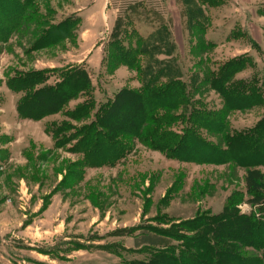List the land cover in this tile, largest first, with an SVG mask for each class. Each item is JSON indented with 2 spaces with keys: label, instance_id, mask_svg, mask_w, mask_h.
Listing matches in <instances>:
<instances>
[{
  "label": "rangeland",
  "instance_id": "374dc122",
  "mask_svg": "<svg viewBox=\"0 0 264 264\" xmlns=\"http://www.w3.org/2000/svg\"><path fill=\"white\" fill-rule=\"evenodd\" d=\"M20 1L24 6L28 0ZM204 1L30 0L34 13L28 25L0 40V264H165L170 256L161 248H137L143 233L171 230L188 238L207 234L213 241L223 229L209 218L233 203L240 214L264 217L250 203L248 184L254 171L264 177V164L186 162L136 141L116 163L85 166L88 150L76 147L82 127L95 120L102 105L123 89L142 87L150 76L142 75V69L160 66L154 59L183 73L193 107L216 112L226 101L211 87L213 74L233 59H245L234 81L255 84L259 91L230 108L226 130L248 132L258 126L264 118V0ZM2 6L0 23L11 28L17 19L8 6L15 5L5 0ZM117 19L124 28L113 46ZM65 21L76 25L65 24L49 44L33 48L45 29L38 22L47 28ZM143 39L152 49L129 64L120 63L118 47L135 53ZM74 66L89 73V90L41 120L18 114L26 92L10 89L11 78L57 70L46 74V84L54 85L61 71ZM91 101L95 106L89 113L68 115ZM201 132L225 145L219 134ZM189 221L197 227L194 231L175 227ZM173 247L176 256L205 253L186 240L174 241ZM244 249L262 255L253 247Z\"/></svg>",
  "mask_w": 264,
  "mask_h": 264
},
{
  "label": "trees",
  "instance_id": "16d2710c",
  "mask_svg": "<svg viewBox=\"0 0 264 264\" xmlns=\"http://www.w3.org/2000/svg\"><path fill=\"white\" fill-rule=\"evenodd\" d=\"M15 9L8 6L10 12L16 16V24L9 28L0 23V40L6 41L13 33L28 25L33 17L34 6L30 8L28 0L24 6L20 0H11ZM15 3H14V2ZM204 1V0H203ZM205 0L204 2H207ZM5 0H0V7ZM33 20L32 23H34ZM40 22V21H39ZM36 24L45 29L39 34L33 48L49 44L47 41L57 34L65 24L68 28L76 25L75 21L63 22L59 25H50L47 28L43 23ZM35 24V23H34ZM124 28L122 19H117L111 34L114 44L120 40ZM37 32V31H36ZM39 33V32H38ZM35 33V35H38ZM210 46V43H207ZM147 39H143L137 51L119 46V62L129 64L148 47ZM159 67H146L142 75L150 74L138 90L123 89L116 94L112 102L102 105L96 113L95 120L90 125L82 127L81 135L76 147L88 150L85 155V166H100L116 163L126 152L131 151L135 142L151 149L160 150L169 158L199 164H221L232 162L236 165L250 166L264 164V118L252 131L231 133L226 130V117L230 108H235L246 98L256 96L259 89L256 85L243 80L234 81L236 72L244 68L245 59H233L224 64L218 73L213 74L211 87L225 98L226 106L216 112L210 109L196 107L188 92V85L183 82V73L177 67L163 65L162 61L154 59ZM140 59L136 61V68ZM153 68V69H152ZM51 71H30L16 74L8 82L10 89L16 92L24 91L25 95L18 103V114L23 118L41 120L46 116L56 114L70 100L78 97L83 91L91 88L89 73L81 66L61 71L60 79L54 85H47V73ZM168 79L165 83L161 80ZM41 85V86H39ZM260 95V94H259ZM261 97V95H260ZM94 102L84 103L68 112L72 118H78V113L90 112ZM164 110L177 113H162ZM178 124H185L183 129H177ZM64 122L55 131L57 135L64 129ZM201 130H208L219 134L225 147L216 144L203 135ZM227 146V147H226ZM90 162V163H88ZM253 180H249L252 206L264 213V177L254 171ZM68 180V178H67ZM235 203H233L234 205ZM226 208L225 213L209 218L213 225L222 228L212 239L207 234L192 237H183L171 230L152 229L143 233L137 239V248L148 246L161 248L170 256L165 264H264V217L257 214H240L234 206ZM188 226L194 231V222H181L176 225L181 231ZM154 230V231H153ZM209 233H212L210 231ZM176 240H186L192 247L204 250L205 253L190 252L186 256H176L173 243ZM222 243V245H221ZM253 247L262 251L260 257L245 252L244 248ZM158 264H161L160 262Z\"/></svg>",
  "mask_w": 264,
  "mask_h": 264
},
{
  "label": "crops",
  "instance_id": "0c3cea01",
  "mask_svg": "<svg viewBox=\"0 0 264 264\" xmlns=\"http://www.w3.org/2000/svg\"><path fill=\"white\" fill-rule=\"evenodd\" d=\"M192 1L194 2L195 5H196V3H198V2H196V1H198V0H196V1H195V0H192ZM189 3H190V2H189ZM189 5H190V4H189Z\"/></svg>",
  "mask_w": 264,
  "mask_h": 264
}]
</instances>
